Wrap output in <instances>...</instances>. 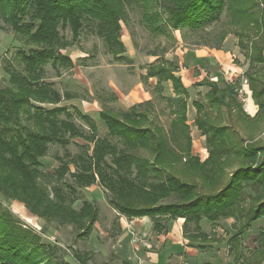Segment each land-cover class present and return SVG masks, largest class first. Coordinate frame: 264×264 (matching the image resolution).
<instances>
[{
    "label": "trees",
    "instance_id": "trees-1",
    "mask_svg": "<svg viewBox=\"0 0 264 264\" xmlns=\"http://www.w3.org/2000/svg\"><path fill=\"white\" fill-rule=\"evenodd\" d=\"M142 2V20L153 34L167 35L168 30L182 28L197 31L220 21L226 10L229 24H245L261 31V39L252 41V50L245 54L250 65L264 62V17L257 8V0ZM124 14V0H0V18L35 44L30 50L17 51L23 70H8L11 86L0 89V193L6 199L21 202L39 218L74 225L82 238L90 235L98 209L88 201H83L79 210L72 205L78 199L79 189L96 182L108 191V203L119 214L129 219L149 217L155 232L162 231V220L166 218H184L185 223L191 222L197 229L202 218L214 222L232 217L233 226L237 227V222L239 225L230 238L232 248H237L243 231L262 218V229L255 239L257 248L243 257L242 264H264V144H244L230 125L213 122L203 106L197 104L195 124L204 135L208 156L201 161L192 155V139L186 124L187 91L174 75L172 62L160 60L150 65L145 76L156 77V85L169 81L173 92L183 95L173 112L178 113V118L170 125V138L181 149L179 153L168 143L162 127L147 123V111L139 109L142 103L127 111L99 112L107 134L118 138L121 147L107 137H97L95 120L77 106L57 105L62 97L44 80L43 67L49 62L54 66L72 65L71 59L60 51L70 43L58 37V26L68 27L72 41H76L83 21H96L97 32L108 50L121 60L124 45L120 40V21ZM226 34L222 32L221 41ZM236 35L239 46L248 50L239 31ZM247 76L257 105L256 117L264 119L263 81L256 73ZM198 84L209 87L205 94L209 108L224 107L230 113L234 106L240 107L234 97V85L219 87L206 78ZM72 98L69 93L64 95L66 100ZM70 109L87 124L89 133L74 123ZM30 122L34 129L27 125ZM75 137L93 144L91 153L86 145L81 147L84 153L71 156L68 162L59 158L61 166L55 170V177L62 180L69 173L73 182L48 189L46 176L40 171L48 144L66 145ZM138 149L147 150L149 157L138 154ZM183 158L186 163L176 170L175 165ZM70 163L74 165L72 172ZM168 198L174 200L163 201ZM74 258L84 264L76 253ZM0 264L69 263L61 260L56 245L23 227L0 202Z\"/></svg>",
    "mask_w": 264,
    "mask_h": 264
},
{
    "label": "rangeland",
    "instance_id": "rangeland-1",
    "mask_svg": "<svg viewBox=\"0 0 264 264\" xmlns=\"http://www.w3.org/2000/svg\"><path fill=\"white\" fill-rule=\"evenodd\" d=\"M257 2V8L263 11L264 17V0H257ZM124 6L125 14L120 21V40L124 45V52L121 54L124 58L121 60L115 58L108 50L103 37L97 32L96 21L85 19L79 39L76 41H72L68 27L58 26V37L70 43L60 51L71 59L72 65L62 66L57 64L54 66L49 62L43 67L44 80L50 82L62 97L57 105L78 106L83 113L92 116L95 120L97 137H107L111 142L121 147L118 138L107 134V128L98 113L101 110L111 112L127 111L132 106V100H125L126 96L141 85L147 93L151 94V99L143 101L144 103L140 102L142 105L139 109L147 111L148 124L152 123L162 127L167 133L168 143L179 153L181 149L175 146L170 138V125L172 120L178 118V113L173 112L178 109L183 95H176L173 92L171 82L162 81L160 85H156V77L145 76L150 65L160 60H166L172 62L175 69L174 75L180 79L182 84L187 85L186 124L192 139V155L199 157L201 161L208 156V146L204 135L195 124L197 104L203 106V111L210 116L213 122L230 125L231 129L236 131L239 137L243 139L244 144L253 141L264 144V119L257 118V110L253 111L250 108L249 102H254L252 96L250 100L252 99L253 102L247 101L246 112L242 108L241 101H238L237 97L234 96L240 107L234 106L232 112L229 113L224 107L209 108L205 99L209 87L198 84L206 78L209 81L216 82L219 87H223L224 84H231L230 82L233 81L239 82L242 77L241 73L246 76L249 73H256L261 76L264 86V62L250 65L245 54L246 51L252 50L251 42L258 41L263 36L260 30L255 31L252 26H246L245 24H229L227 22V12L224 10L220 21L207 25L200 30L191 31L188 28H182L168 30L167 35L153 34L142 20L144 10L142 0H124ZM238 31L243 36L242 41L248 46V50L239 46L240 39L236 35ZM222 32H227V34L221 41ZM227 37L233 41L231 49L234 52L223 53L224 57H220L216 61L217 63L199 64L197 61L189 62V55L194 50L199 49L200 46H205L208 49H221L222 43ZM34 47L33 42L27 37L14 32L10 24L0 18V89L11 86L8 70H23V63L18 57L17 51H26ZM262 56L264 57V49L262 50ZM211 76L214 77L211 79ZM214 78L216 80H213ZM66 93H69L73 98L70 100L64 99ZM118 97L122 100L119 101ZM137 101L139 102V100ZM138 102L136 104H140ZM42 106L52 107L56 105L42 104ZM70 112L73 113L72 120L74 123L82 131L89 133L87 124L72 109H70ZM60 117L63 118L64 115ZM27 125L34 129L31 122ZM183 142L181 139L180 143ZM86 145L89 146L87 148L88 153H91L93 144H88L80 137L69 139L66 145L48 144V151L41 158L40 167V171L46 176L45 184L48 189L52 185L73 182L69 173H66L62 180L55 177V170L61 166L59 158H63L68 162L71 156L74 157L84 153L85 149L81 147L85 148ZM137 153L149 157L147 150L138 149ZM184 163H186L185 158L175 165V169L183 168ZM69 169L70 172L74 171L73 163L69 164ZM226 170L231 171L230 168ZM64 190L66 191L65 188ZM77 197L78 199L72 205L75 210H79L83 201L94 204L98 209L97 221L94 223L90 235L85 238L78 236L79 230L74 225L39 218L30 213L21 202L6 199L1 193L0 202L23 227L30 228L34 233L39 234L43 241L56 245L61 260L69 264H81L75 260V253L84 261V264H136L138 259L144 256L143 253L140 256V251L144 247H146V251H150L149 246L147 247L143 243L151 239L140 238L130 227L131 220L135 217L129 219L119 214L108 203V191L102 188L98 182L79 189ZM172 200L174 199L168 198L163 201L170 202ZM166 220L169 219L162 220V224ZM236 224L237 227L225 228L229 231L226 232L224 229V232L228 234L227 246H231L228 248L230 261L233 264H242L243 257L250 256L257 248L255 239L262 229L263 219L253 221L249 226L250 229L244 230L240 235L237 248L234 246L232 248L233 244H231L229 235L237 232L239 225L238 222ZM186 229L194 232L199 231V227L196 229L194 224L193 226H187Z\"/></svg>",
    "mask_w": 264,
    "mask_h": 264
},
{
    "label": "crops",
    "instance_id": "crops-1",
    "mask_svg": "<svg viewBox=\"0 0 264 264\" xmlns=\"http://www.w3.org/2000/svg\"><path fill=\"white\" fill-rule=\"evenodd\" d=\"M232 45L233 41L227 37L223 41L221 49H208L205 46H200L199 49L194 50L189 55L188 60L189 62L197 61L199 64L217 63L216 61L220 57H224L223 53L234 52L231 49ZM214 76H211V78ZM183 84L187 88V85ZM150 95L139 85L138 88L126 96L125 100H132L131 105H134V103L138 102L137 100H139L138 103L149 101L151 99ZM118 100L121 101L122 99L118 97ZM249 104L253 111L257 110L254 102H249ZM233 224L234 219L232 217L220 218L214 222L202 218L198 223L199 231L194 232L186 229L187 226H193L192 223H185L184 218H176L166 220L162 224V231L155 232L153 230V222L149 217L134 218L131 220L130 225L133 232L142 239H151L143 243V245L149 246L150 251H146V247L143 246L144 248L140 251V256L142 253L144 256L139 259L136 257L138 259V261L136 260V264H233L230 261L231 258L228 250L231 246H227L228 234L224 232L225 228H233ZM202 234L204 236L201 237ZM232 235L233 233H230L229 236L231 237Z\"/></svg>",
    "mask_w": 264,
    "mask_h": 264
},
{
    "label": "built area",
    "instance_id": "built-area-1",
    "mask_svg": "<svg viewBox=\"0 0 264 264\" xmlns=\"http://www.w3.org/2000/svg\"><path fill=\"white\" fill-rule=\"evenodd\" d=\"M241 78L239 82H231L234 85V93L235 96L237 97L238 101H241V105H243V110L246 112L247 109V101L250 100L252 91H251V87H250V82L248 80V77L246 75H244L243 73H241ZM212 79V78H211ZM213 80H216V78H214Z\"/></svg>",
    "mask_w": 264,
    "mask_h": 264
},
{
    "label": "bare ground",
    "instance_id": "bare-ground-1",
    "mask_svg": "<svg viewBox=\"0 0 264 264\" xmlns=\"http://www.w3.org/2000/svg\"><path fill=\"white\" fill-rule=\"evenodd\" d=\"M250 106V105H249Z\"/></svg>",
    "mask_w": 264,
    "mask_h": 264
}]
</instances>
